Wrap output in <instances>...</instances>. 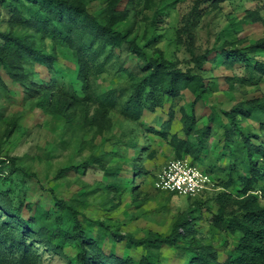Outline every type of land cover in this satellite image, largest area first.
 <instances>
[{
    "label": "rangeland",
    "instance_id": "374dc122",
    "mask_svg": "<svg viewBox=\"0 0 264 264\" xmlns=\"http://www.w3.org/2000/svg\"><path fill=\"white\" fill-rule=\"evenodd\" d=\"M155 1L154 10L146 8L145 0H135L128 7L129 16L120 28L131 32L130 39L136 38L142 44L150 39L147 45L150 54L163 51L182 68L194 66L192 56L210 49L223 45L246 47L264 37V0H228L217 7H207L191 27V40L182 32L193 0ZM125 5L123 2L120 8L124 9ZM89 7L95 13L101 11L99 1L91 2ZM155 12H159L156 20ZM252 12L254 16L250 15ZM7 17L5 6L0 4L1 29L6 28L3 20ZM257 57L264 60V52ZM63 61L74 67L71 61ZM140 62L136 57L131 59L123 50L97 84L102 91L125 87L128 81L119 70L120 66L124 64L140 72ZM222 62L217 56L205 65V80L211 86V94L206 104H197V123L190 134L185 130L184 115L190 112L195 96L188 90L179 98H166L164 104L155 110L144 109L138 120L125 116L116 107L110 112L109 122L99 131L89 125L86 128L78 126L82 119L81 107H74L72 123L67 122L61 116L55 117L52 111L38 107L35 91H26L7 80L9 90L0 89L1 109L6 118H17V127L11 136L5 138L1 133L10 121L0 122V161H3L0 163V192L8 193L16 205L31 203L45 208L53 206L52 195L56 194L79 204L83 212L81 219L86 217L93 222L106 219L119 226L123 236L139 239L155 233L169 236L180 220L192 214L191 231L181 245L193 247L196 243H210L220 260H225L239 236L215 225L222 206L218 196L225 191L237 195V188H227L225 183L232 168L241 171L242 164L249 162V158L235 143L227 147L224 128L217 124L211 125L209 136L201 138V135L213 107L224 114L233 105L249 98H264V76L258 82L234 80L231 84L230 77L236 75L248 79L251 72L244 66L227 67ZM49 78L45 68L36 66L33 82ZM118 91L127 93L126 90ZM90 110L92 113L94 108ZM261 116L264 121V115ZM241 121L252 132L264 134L259 121ZM181 140L188 145L194 144L195 149L186 151V146L179 144ZM196 149L200 152L199 159L195 158ZM91 155L102 158L83 171L71 170L60 175L61 170L81 164ZM183 158L211 173L214 184L210 189L188 198L157 188L158 176L168 162ZM134 165L140 168L138 174L132 171ZM109 169L116 175H108L106 170ZM255 193L260 194V191ZM261 203L264 204V200L261 199ZM234 209L228 207V212ZM30 214L24 207V216ZM35 240L38 264H70L65 257ZM112 247L119 254L129 253L136 258L144 254L142 246L129 247L125 238L113 241L107 237L105 251ZM66 251L70 255L76 253L72 248ZM161 252L164 264H188L191 257L187 249L167 244L162 246Z\"/></svg>",
    "mask_w": 264,
    "mask_h": 264
},
{
    "label": "trees",
    "instance_id": "16d2710c",
    "mask_svg": "<svg viewBox=\"0 0 264 264\" xmlns=\"http://www.w3.org/2000/svg\"><path fill=\"white\" fill-rule=\"evenodd\" d=\"M93 1L100 2L99 13L91 11L89 4ZM225 1L228 0H193L182 32L186 38L191 40V27L207 7H217ZM123 2L126 5L121 9ZM134 3L135 0H0L8 12L7 19L3 20L6 28H0V89L9 90L8 80L26 91H35L38 107L70 123L73 109L81 107L82 119L78 126L89 125L99 131L109 122L110 112L116 107L125 116L138 120L144 109L155 110L166 98H179L188 90L195 96L190 112L184 115L185 130L190 134L197 123V104H206L211 94V86L205 80V65L212 58L219 56L223 65H240L251 72L248 79L230 77L231 84L234 80L258 82L264 76V60L257 57L264 52V37L246 47L223 45L192 56L194 66L189 68L180 67L163 51L150 54L147 48L150 39L142 44L136 38L130 39L131 32L120 28L129 16L128 7ZM145 6L155 10L157 3L145 0ZM158 15L159 12H155V20ZM123 50L131 59L136 57L141 61L140 72L122 64L119 70L126 75L128 85L102 91L98 79L117 62ZM63 60L71 61L74 67ZM36 66L48 71L49 80L32 81ZM1 106L0 122L10 121L1 133L6 138L15 131L17 118H6ZM260 113L264 115V98L259 97L237 103L224 114L213 107L201 135V138L209 136L211 125L217 124L224 128L227 147L235 143L249 158V162L242 164L241 171L232 168L225 183L227 188L236 187L237 195L225 191L218 196L222 206L215 225L239 236L225 260H220L210 243H196L193 247L181 245L191 231L192 214L180 220L169 236L155 233L139 239L123 236L120 227L106 219L97 222L86 217L81 219L80 205L56 194L52 195L53 206L45 208L31 203L16 205L8 193L0 192V264H38L34 239L65 257L70 264H164L161 252L164 244L187 249L191 254L188 264H264V204L261 203V199L264 200V134L254 133L241 123L242 119L256 120L264 130ZM179 144L185 145L188 152L195 149L194 144L188 145L184 140ZM194 154L196 159L200 158L197 149ZM100 158L91 155L87 161L61 170L60 175L71 170L83 171L99 163ZM106 171L110 176L116 175L112 169ZM132 171L138 174L140 168L134 165ZM256 190L260 194H256ZM24 207L29 209L30 215L24 216ZM228 207L235 209L228 212ZM107 237L113 241L125 238L127 246H142L144 254L140 258L129 253L119 254L115 247L105 251ZM68 248L76 253L68 254Z\"/></svg>",
    "mask_w": 264,
    "mask_h": 264
},
{
    "label": "built area",
    "instance_id": "2783aa9c",
    "mask_svg": "<svg viewBox=\"0 0 264 264\" xmlns=\"http://www.w3.org/2000/svg\"><path fill=\"white\" fill-rule=\"evenodd\" d=\"M212 175L189 159H173L159 174L157 188L166 193L191 197L210 189Z\"/></svg>",
    "mask_w": 264,
    "mask_h": 264
}]
</instances>
